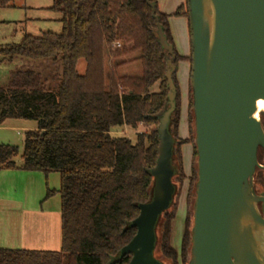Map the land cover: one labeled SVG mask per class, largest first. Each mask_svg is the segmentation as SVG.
<instances>
[{
    "label": "trees",
    "instance_id": "16d2710c",
    "mask_svg": "<svg viewBox=\"0 0 264 264\" xmlns=\"http://www.w3.org/2000/svg\"><path fill=\"white\" fill-rule=\"evenodd\" d=\"M16 0H0V8ZM156 14L144 0H57L50 10L62 16V33L46 32L37 38L25 35L18 44L0 49L4 60L19 56L31 60L61 57L62 78L55 88L40 73L19 71L9 84L0 87V127L10 123L34 122L19 147L0 145V173L22 169L60 175L58 192L47 198L61 199L62 247L60 251L10 250L0 248V264H129L121 250L136 235L131 223L139 216V205L151 202L154 178L151 170L158 159L159 120L168 110L166 80L168 52L159 43L158 22L174 47L175 65L184 58L176 51L169 20L185 16L188 0L172 16ZM156 16V17H155ZM190 25V24H189ZM191 34V29H190ZM119 43V47L114 45ZM139 54L135 59L131 56ZM107 59L116 68L137 60L141 77H112L107 83ZM85 60L84 75L77 64ZM191 63V57L188 58ZM176 110L169 129L175 141L172 182L175 195L170 208L158 220L154 257L162 264H188L192 219L186 217L178 251L171 245L177 199L189 182L187 205L195 197L197 153L194 143L192 90L189 87V138L179 137L180 104L176 73ZM159 84V91L151 88ZM153 129L137 135L136 143L113 137L117 128ZM192 145L191 174L184 171L182 146ZM264 155V154H263ZM262 160V156H259ZM255 190L264 192V172L258 171ZM157 249L163 260L157 255Z\"/></svg>",
    "mask_w": 264,
    "mask_h": 264
},
{
    "label": "water",
    "instance_id": "95a60500",
    "mask_svg": "<svg viewBox=\"0 0 264 264\" xmlns=\"http://www.w3.org/2000/svg\"><path fill=\"white\" fill-rule=\"evenodd\" d=\"M156 14V4L144 0ZM197 182L188 264H264V192L254 176L264 169V0H188ZM156 17V16H155ZM158 22L168 52L167 111L159 120L152 200L139 205L136 235L121 250L129 264H162L154 257L156 226L174 199L176 110L174 47ZM261 206V210L259 209Z\"/></svg>",
    "mask_w": 264,
    "mask_h": 264
},
{
    "label": "rangeland",
    "instance_id": "374dc122",
    "mask_svg": "<svg viewBox=\"0 0 264 264\" xmlns=\"http://www.w3.org/2000/svg\"><path fill=\"white\" fill-rule=\"evenodd\" d=\"M57 0H16L11 7L0 8V49L11 44H18L22 41L25 35H31L34 37H41L46 32H52L54 34L62 33V16L59 12L50 10ZM179 34V25L175 24ZM179 36V35H177ZM176 36V51L180 57H182L181 50L184 49L183 43L180 38ZM139 56L136 54L131 56L130 59H135ZM183 58V57H182ZM116 62L107 59V83L111 82L112 77H141L142 65L139 61L133 60L130 64L119 66L116 68ZM86 61L80 60L77 64V72L79 75H84L86 72ZM176 71V80L179 87V104H180V130L179 137L181 139H187L188 134V117H187V92L189 93L190 87V75H191V63L188 59H182L178 62ZM19 71H33L40 73L49 87L55 88L57 82L59 83L62 78V61L61 57L47 59V60H31L22 57H15L13 61L4 60L0 55V87H5L11 80V75ZM159 91V84H156L151 88L152 93ZM189 103V98H188ZM19 125V124H18ZM35 125L34 122H21L18 129L4 130L0 128V145H12L19 147L20 156L16 159L17 164H22L21 154L23 149V142L25 140V133L28 131L21 129V126ZM153 127L132 129L128 127L117 128L112 132L113 137H125L136 143L137 135L140 133H149ZM183 162L185 174L190 175L193 166V151L191 144H185L182 147ZM187 175V176H188ZM53 181V180H52ZM51 181V185H52ZM58 186H59V180ZM57 184V183H56ZM189 182L186 181L180 197L177 199V213L173 223L171 245L176 249H181L182 238L185 229L186 217L192 219L190 229L193 225V204L195 197L190 198L187 205V194L189 190ZM53 191V190H52ZM56 192V191H55ZM56 195V194H55ZM7 214L3 213L0 209V229H3L4 222L7 220ZM2 231V230H1ZM191 249V248H190ZM157 255L164 259L160 255L159 249H157ZM191 256V250H190ZM190 259V258H189ZM167 264H170L167 262Z\"/></svg>",
    "mask_w": 264,
    "mask_h": 264
},
{
    "label": "crops",
    "instance_id": "0c3cea01",
    "mask_svg": "<svg viewBox=\"0 0 264 264\" xmlns=\"http://www.w3.org/2000/svg\"><path fill=\"white\" fill-rule=\"evenodd\" d=\"M154 1L157 3L159 11L169 16L174 15L178 8L187 2V0ZM169 23L174 45L177 41L176 36L179 35L177 37L180 38L184 46L180 54L185 59L190 58L191 34L189 20L185 16H172ZM175 24L179 25V34H176L178 31H176ZM188 98L189 93L187 92V117ZM181 121L180 118L179 130ZM19 126L20 123H10L2 129L15 130ZM21 129L31 130L34 129V125L25 128L21 126ZM183 140H186V138ZM51 181L52 185L50 184ZM59 189L60 175L57 172L45 174L41 171L28 172L17 169L3 170L0 173V209L8 215L3 229H0L1 249L55 252L61 250V199L59 194L47 198L49 190L58 192Z\"/></svg>",
    "mask_w": 264,
    "mask_h": 264
},
{
    "label": "flooded vegetation",
    "instance_id": "af4514ba",
    "mask_svg": "<svg viewBox=\"0 0 264 264\" xmlns=\"http://www.w3.org/2000/svg\"><path fill=\"white\" fill-rule=\"evenodd\" d=\"M261 121H262V125H263V128H264V116L262 115L261 116ZM264 151L262 149H260L258 151V160H259V156H262V160H259V163L260 165H262L264 167ZM258 171H261V172H264V169H258L255 176H254V187H256V184H258V181H257V174H258ZM259 209L261 210V206L259 205Z\"/></svg>",
    "mask_w": 264,
    "mask_h": 264
},
{
    "label": "built area",
    "instance_id": "2783aa9c",
    "mask_svg": "<svg viewBox=\"0 0 264 264\" xmlns=\"http://www.w3.org/2000/svg\"><path fill=\"white\" fill-rule=\"evenodd\" d=\"M114 46H115V47H119V46H120V44H119V43H116Z\"/></svg>",
    "mask_w": 264,
    "mask_h": 264
}]
</instances>
